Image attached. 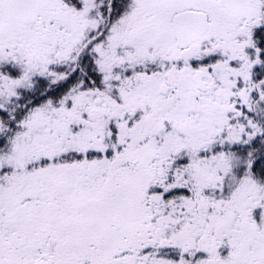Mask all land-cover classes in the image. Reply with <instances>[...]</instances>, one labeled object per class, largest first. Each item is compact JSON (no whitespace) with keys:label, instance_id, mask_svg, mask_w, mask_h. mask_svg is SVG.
<instances>
[{"label":"snow or ice","instance_id":"1","mask_svg":"<svg viewBox=\"0 0 264 264\" xmlns=\"http://www.w3.org/2000/svg\"><path fill=\"white\" fill-rule=\"evenodd\" d=\"M0 264H264V0H0Z\"/></svg>","mask_w":264,"mask_h":264}]
</instances>
